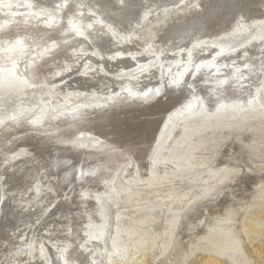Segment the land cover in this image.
Listing matches in <instances>:
<instances>
[{"label": "bare ground", "instance_id": "1", "mask_svg": "<svg viewBox=\"0 0 264 264\" xmlns=\"http://www.w3.org/2000/svg\"><path fill=\"white\" fill-rule=\"evenodd\" d=\"M88 1L0 0V264H264V0Z\"/></svg>", "mask_w": 264, "mask_h": 264}, {"label": "rangeland", "instance_id": "2", "mask_svg": "<svg viewBox=\"0 0 264 264\" xmlns=\"http://www.w3.org/2000/svg\"><path fill=\"white\" fill-rule=\"evenodd\" d=\"M88 2H90V0L88 1ZM149 3V2H148ZM149 4H153L152 2H150ZM156 4V3H155ZM196 4V0H183L178 6H176L177 8H182L183 10H185V9H188V8H192L194 5ZM93 5V6H92ZM158 5H160V6H162V4L160 3V4H158ZM86 7H88L89 9H93L95 12H97L99 15H102V18H104V9H102L100 6H97V5H95V4H93V3H91L90 2V5H85ZM95 8V9H94ZM176 8V9H177ZM98 9V10H97ZM160 12H159V14H162L161 13V11L163 10V7H160ZM175 9V10H176ZM144 11H145V9H144ZM143 10L142 11H140L141 13L142 12H144ZM47 14H49L50 13V11H47L46 12ZM143 14V13H142ZM4 17L6 16V15H3ZM162 16V15H161ZM151 18L152 19H155L153 16H151ZM150 18V19H151ZM143 21H145L144 20V18H143V16L142 17H140V19L138 20V22L141 24L142 23V25L140 26V27H138V29L139 28H141L142 26H144L145 25V22H143ZM258 21H256V23H257ZM262 22V21H261ZM138 23V24H139ZM238 27V26H237ZM239 28V27H238ZM137 29V30H138ZM229 33V32H228ZM228 33H225L224 35H222L221 36V38L220 39H223L224 37H226L227 38V36H229L230 34H228ZM243 37H245V36H243ZM213 38H215V37H208V38H206V37H203V38H200L199 39V42H201V43H203V42H208V41H211V40H213ZM225 38V39H226ZM195 41H198V40H194V42ZM173 42V43H172ZM172 42H170V43H168L167 45H166V48H167V50H168V54H169V56H173V55H177V54H179V55H183L185 52H187L188 53V50H189V48L193 45V41L191 42V41H189V42H186V43H182V44H180L181 43V40H176V41H172ZM162 44V43H161ZM160 44V45H161ZM189 47V48H188ZM94 50H96L97 52H100V51H98L96 48H94ZM113 50V49H112ZM108 51H111V50H109L108 49ZM114 51V50H113ZM104 54V53H103ZM117 54V52H115L113 55H116ZM164 58H167V56H165L164 55ZM169 58H171V57H169ZM25 60V59H24ZM23 60V61H24ZM22 61V62H23ZM157 61H159V59L157 60ZM26 62V61H25ZM24 62V63H25ZM21 64V67L23 68H25V64ZM109 67V69H111V67L110 66H108ZM169 97V96H168ZM157 98V97H156ZM154 100V99H153ZM168 104V103H167ZM169 105H170V103H169ZM168 105V106H169ZM148 114V113H147ZM146 113H141L138 117H139V120L138 121H149L150 119H149V117H148V115H147ZM164 116V115H163ZM142 117H144V118H142ZM147 117V118H146ZM6 128V127H5ZM64 130V129H63ZM62 130V131H63ZM107 130H108V128H107ZM112 130V128H110L109 129V131L108 132H110ZM26 133V132H25ZM87 133H89V132H85V130L84 131H82L81 133H80V135H78L77 137H80V140L78 139L77 140V143H79V142H81V139L82 138H86V139H92V140H95V139H103L104 138V136H96V135H94L93 136V134L91 135L90 133L89 134H87ZM83 134V135H82ZM87 134V135H86ZM85 136H87V137H85ZM16 137H20V135H16V136H14V137H12V138H16ZM103 137V138H102ZM27 139V138H26ZM26 139L25 138H22L21 140L18 138V140H16L17 142H12V143H7V141L8 140H3V138H1V142H0V148H4V149H7V148H9V147H12V146H14V145H19V147H17V149H19V151H17V153L19 152V156H16V158H14V162L15 161H19V160H21L22 158H27V164H31L32 166H34L33 164H36V166L35 167H37L38 168V175H36L35 177H33L34 179H33V181L32 182H35V184H34V187H36V186H38V185H40V184H42V183H45L44 182V180L42 181V178H43V175L44 174H46V173H48L49 172V168H44L43 169V167H46L47 166V164H49V163H47V162H50V161H52L54 158H55V156L57 155L56 153H54V154H52V153H50V154H48L49 156H46V158H45V156H43L42 157V154L44 153V155H46L45 153L46 152H48L49 150H48V146H45V145H43V143L41 144L40 142H34V143H28V144H25L24 145V143L26 142ZM110 139H111V137H110ZM24 140H25V142H24ZM103 142H104V140H102ZM6 143V144H5ZM82 143V142H81ZM105 143V146H108V147H112V145H110V143H108V142H104ZM108 143V144H107ZM5 146H4V145ZM22 144V145H21ZM107 144V145H106ZM9 145V146H8ZM16 149V150H17ZM36 149V150H35ZM15 150V151H16ZM21 150V151H20ZM53 150H54V148H53ZM53 150H52V152H53ZM235 150H237V147H235ZM1 151V150H0ZM14 151V152H15ZM28 151H30V152H28ZM26 152V153H25ZM32 152V153H31ZM229 149L227 148L226 150H225V154H229ZM24 153V154H23ZM31 154V155H30ZM88 154V153H87ZM22 155V156H21ZM25 155V156H24ZM33 155V156H32ZM31 156H32V158H31ZM42 157V158H41ZM94 156H91V158H90V156L88 157V156H86V157H84V161L83 162H80L77 166H76V172H78L77 170H79L80 169V175H81V173L83 174H86L85 172H87V170H88V166L90 165V164H96V162H93L92 163V160L94 159L93 158ZM0 158H4V157H2V156H0ZM18 158H20V159H18ZM35 158V159H34ZM45 158V159H44ZM87 159V160H86ZM8 159H6L5 161H2L1 163L2 164H4L3 166H2V168H0V174H2L3 172H5V171H7V168H8V166H7V164H8V161H7ZM42 160H44V161H42ZM29 161H33L32 163H30ZM75 162H76V160H74ZM38 163H39V165H38ZM101 163V162H100ZM103 163H101V165H102ZM45 165V166H44ZM87 166V167H86ZM40 169V170H39ZM83 169V170H82ZM40 175V176H39ZM40 177V178H39ZM80 176H78V181L75 183V186H77L76 188H77V190L79 191V192H81V190H82V194L84 195V194H89L90 192H88L87 190H89L91 187L93 188V186H94V183L93 182H95V181H92V185H91V183L90 184H86V183H84V182H87L88 181V179H93V178H89V176L86 174L85 176H84V179H81L80 180V178H79ZM40 179V180H39ZM34 180H36V181H34ZM40 181V182H39ZM81 184H83V187H82V185ZM74 186V187H75ZM79 186V187H78ZM81 186V187H80ZM90 186V187H89ZM91 188V189H92ZM246 188H251V184L249 183V182H247L246 183ZM72 187H70V189H68V190H66L65 192H63V191H60L59 192V196H60V198L59 197H57V198H55L56 199V205H54V206H57L58 204L57 203H64V204H70V205H72L73 204V202L74 201H76V202H79L80 200L79 199H77L76 200V198H75V192L72 194V196H71V199L70 200H67L66 202H65V197H67V195L69 196V194H70V192L72 191ZM84 190H86V191H84ZM63 192V193H62ZM88 192V193H87ZM61 193V194H60ZM3 194V193H2ZM65 194V195H64ZM81 193H80V195H82ZM61 195H63V196H61ZM82 195V196H83ZM90 196H88V198H87V196H84V198L82 197L81 199H82V201H89L90 199H91V194H89ZM54 197H56V195L54 196ZM90 198V199H89ZM55 199H53V200H55ZM85 199V200H84ZM52 200V201H53ZM79 200V201H78ZM70 208H69V210H71V206H69ZM76 207H74V209H75ZM53 209V208H52ZM68 212H70V211H68ZM72 217V216H71ZM45 218H46V216L44 217V219L43 220H45ZM56 219L57 220H59L58 219V217H56ZM56 224H57V222H56ZM55 224V225H56ZM53 225V224H52ZM49 228V229H48ZM52 227H50V226H48L47 227V229L46 230H53V229H55V227L53 228V229H51ZM56 228H60V226L58 227H56ZM48 232V231H47ZM50 233V232H49ZM43 234V233H42Z\"/></svg>", "mask_w": 264, "mask_h": 264}]
</instances>
